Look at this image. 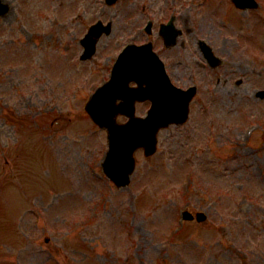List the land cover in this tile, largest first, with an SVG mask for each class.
<instances>
[{"label": "rangeland", "instance_id": "rangeland-1", "mask_svg": "<svg viewBox=\"0 0 264 264\" xmlns=\"http://www.w3.org/2000/svg\"><path fill=\"white\" fill-rule=\"evenodd\" d=\"M9 1L12 9L0 20V264H264V111L251 106L263 129L250 139L245 135L249 124L231 130L233 144L224 145V136L218 142V130L209 138L206 120L209 114L221 121L226 104L257 105L254 91L264 89V49L257 40L264 37L263 25L255 29L256 39H247H253L252 56L262 57L256 58V74L231 95L222 90L229 87L222 76L215 103L207 104L204 114L197 108L211 96L203 89L189 124L163 129L154 155L139 150L132 184L120 189L100 170L105 130L86 112L80 117L81 102L101 81L95 72L112 50L104 48L117 29L101 40L93 59L75 65V71L66 67L62 82L50 80L46 57L57 52L59 30L67 37L85 30L83 23L69 21L75 6L90 4L97 15L102 8L97 0H59L63 13L54 23L40 16L49 10L46 0ZM94 17L90 13L82 20ZM74 47L73 58L79 51L78 44ZM31 50L36 62L26 56ZM57 56L59 50L53 65ZM66 89L72 101L66 100ZM16 114L37 120L22 122ZM37 127L51 134L47 141L39 139ZM29 144L46 152L31 156ZM186 207L207 211V221L181 228ZM72 214L76 221H70ZM83 224H88L83 238L69 233ZM46 237L51 238L47 243Z\"/></svg>", "mask_w": 264, "mask_h": 264}, {"label": "water", "instance_id": "water-1", "mask_svg": "<svg viewBox=\"0 0 264 264\" xmlns=\"http://www.w3.org/2000/svg\"><path fill=\"white\" fill-rule=\"evenodd\" d=\"M93 47L94 43H91L88 51ZM121 84V81L115 83L118 87H120ZM124 92L125 95H122L124 101L121 104H117L114 99L116 96L119 97L122 93L118 92L116 95L111 91L98 95L96 99L88 105V108L93 117L100 124L108 127L110 131L112 149L109 162L113 160L126 162L130 165L126 170L130 172L134 165L135 159L133 153L137 146L144 145L147 153H152L155 150V144L157 142L156 135L158 128L172 120L180 122L186 119L190 95L183 98L179 92L168 88L166 91L167 95L165 96L168 100V104L165 105L164 101H158L155 105L156 107H154L155 110H152L149 117L143 120H137V118H134L133 111L126 110L127 105L129 103L132 104L136 99L133 88H126ZM119 111L127 112L131 116V120L128 124L119 126V124L115 122V116ZM111 171L114 172L115 170L111 169ZM112 176L115 177L113 174ZM201 218L203 217H199V219Z\"/></svg>", "mask_w": 264, "mask_h": 264}, {"label": "flooded vegetation", "instance_id": "flooded-vegetation-1", "mask_svg": "<svg viewBox=\"0 0 264 264\" xmlns=\"http://www.w3.org/2000/svg\"><path fill=\"white\" fill-rule=\"evenodd\" d=\"M234 3L232 0H136L134 4V15H137L141 9L146 11L151 17L156 20L153 23L152 33L149 36L150 41L155 45V48L166 53V61L170 74L174 78H181L183 71L179 67L173 65L174 57L182 56L181 61L187 62L190 52L184 50L197 49L199 53V61L204 64L203 53L201 47L203 45L204 30L212 31L215 26V18L219 15H227L232 9ZM176 11L173 18H170L171 12ZM171 21L176 29L180 32L174 45L165 44V41L159 33L158 26L162 22ZM210 44V43H209ZM213 46L212 44H210ZM214 47V46H213ZM178 49L180 52H174ZM183 52V53H182ZM194 56V52L190 54V58ZM230 68H226L228 72ZM233 70V69H232Z\"/></svg>", "mask_w": 264, "mask_h": 264}]
</instances>
